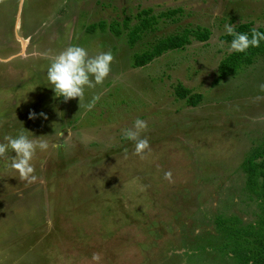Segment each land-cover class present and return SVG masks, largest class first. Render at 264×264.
I'll list each match as a JSON object with an SVG mask.
<instances>
[{"label": "rangeland", "instance_id": "obj_1", "mask_svg": "<svg viewBox=\"0 0 264 264\" xmlns=\"http://www.w3.org/2000/svg\"><path fill=\"white\" fill-rule=\"evenodd\" d=\"M145 9L157 24L132 44ZM225 23L264 29V0H0V143L22 133L60 145L37 150L31 183L9 167L14 153L0 157V264H239L238 249L264 251V197L243 170L264 150V55L214 85ZM186 28L211 35L133 67ZM70 45L113 60L103 84L65 102L46 70ZM178 85L202 100L188 106ZM137 118L143 158L123 138Z\"/></svg>", "mask_w": 264, "mask_h": 264}, {"label": "clouds", "instance_id": "obj_2", "mask_svg": "<svg viewBox=\"0 0 264 264\" xmlns=\"http://www.w3.org/2000/svg\"><path fill=\"white\" fill-rule=\"evenodd\" d=\"M224 34L232 37L227 42L229 53H246L250 48H258L264 42V32L252 27L249 32H237L236 25L225 23L223 25ZM225 41H220L219 46L224 47ZM50 63L46 70L47 81L56 97L62 98L65 102L70 99L78 98L79 101L85 95V89L95 88L104 83L109 75L110 65L113 55L110 51L100 52L90 56L88 51L79 45H70L58 54L49 57ZM260 91L264 92V83L259 84ZM99 95H94L87 107L91 109L95 102L99 100ZM261 99V97H256ZM45 118V113L30 112L29 119ZM148 127L147 121L137 118L132 127L123 131V138L135 142L134 154L144 157L145 150H149L147 138H141V133ZM63 135V133H61ZM6 143H0V157L5 153L11 152L9 167L13 169L22 181L29 183L36 180L33 175V157L37 150L47 151L49 148H58L60 145L49 143L47 140L33 136L30 138L24 134L16 136H5ZM165 179H171L172 173L166 172ZM95 260L100 257L95 255Z\"/></svg>", "mask_w": 264, "mask_h": 264}, {"label": "trees", "instance_id": "obj_3", "mask_svg": "<svg viewBox=\"0 0 264 264\" xmlns=\"http://www.w3.org/2000/svg\"><path fill=\"white\" fill-rule=\"evenodd\" d=\"M176 12L175 10H170L166 13V16L173 15ZM157 19V16L151 14L150 9L142 10L139 13L138 23L130 28L128 32L131 43L137 42L146 31L154 29L157 24ZM124 24L128 26L127 21ZM93 28V25L88 27L90 30ZM251 28L250 24L242 23L236 26V31L249 32ZM258 30L264 32V29L259 28ZM112 31L115 35L120 33L115 25L112 27ZM210 35L211 31L208 28H186L182 32L159 38L148 49L134 56L133 67H142L169 50L184 48L191 42V38L203 42L207 41ZM220 39L225 42H230L232 37L224 34ZM259 54L264 55V42L261 43L260 47L250 48L246 53L227 54L218 63V72L213 82L214 85H217L228 76H232L242 66L252 64L254 58ZM176 97L185 100L186 104L191 107L196 106L202 100L200 93H190L189 89L184 88L182 85L176 86ZM243 170L247 176L246 185L248 190L259 197H264V150L261 151L255 148L251 156L243 162ZM257 242L259 241L257 240ZM237 257L239 264H264V251L261 249L259 243L257 247H249L243 250L238 249Z\"/></svg>", "mask_w": 264, "mask_h": 264}]
</instances>
